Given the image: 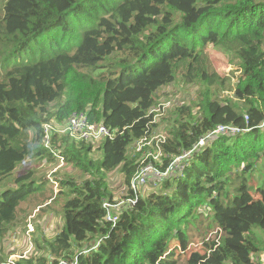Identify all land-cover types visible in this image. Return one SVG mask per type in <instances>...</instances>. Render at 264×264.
Segmentation results:
<instances>
[{
  "label": "trees",
  "instance_id": "1",
  "mask_svg": "<svg viewBox=\"0 0 264 264\" xmlns=\"http://www.w3.org/2000/svg\"><path fill=\"white\" fill-rule=\"evenodd\" d=\"M207 46L240 69L225 87L233 99L218 95L224 79ZM177 74L203 93L195 115L174 108L155 167L164 171L184 152L187 166L162 191L133 192L138 164L128 150L154 127L157 93ZM74 112L116 133L96 148L99 158L68 135L52 133L45 146L44 123ZM220 126L236 133H215ZM28 157L62 158L84 179L60 182L71 192L59 233L36 242L45 256L17 264H179L171 246L189 251V225L204 213L221 237L184 264H262L264 241L230 222L252 212L264 233V0H0V181L9 185L0 192V243L22 202L45 204L46 179L14 174ZM117 170L136 203L112 224L102 203L113 199L107 176Z\"/></svg>",
  "mask_w": 264,
  "mask_h": 264
},
{
  "label": "rangeland",
  "instance_id": "2",
  "mask_svg": "<svg viewBox=\"0 0 264 264\" xmlns=\"http://www.w3.org/2000/svg\"><path fill=\"white\" fill-rule=\"evenodd\" d=\"M210 62L217 73L224 79V85L218 91L221 98L226 96L232 97V90L228 91L225 87H234L241 76V72L236 62L230 55L223 51L215 50L211 46L205 48ZM212 90V89H211ZM210 90V91H211ZM203 93V86L198 83L186 84L180 75L177 74L176 79L169 86L163 87L157 93V101L151 115L152 125L147 134L150 145L146 146L141 151H136V144L129 148L128 155L135 156V163L140 164L143 160L145 164L150 162L151 156L157 152L156 145H159L161 137L167 138L168 130L171 127L172 119L170 118L176 106L190 107L193 115L198 111L199 99ZM72 115V113H71ZM70 115V116H71ZM69 116V117H70ZM69 119V118H68ZM68 119L59 121L56 118L52 119L49 123L45 122L44 125H49L52 128V133L59 136L67 134L62 133L65 129ZM72 141L82 142L75 139ZM149 155V156H147ZM91 156L99 158L100 150L93 148ZM162 162H160L161 164ZM153 166V164H152ZM154 167V166H153ZM157 169L156 167H154ZM158 170V169H157ZM33 171L35 173V181H42L46 179L45 196H39L40 202L45 204L41 207H36L34 197H29L28 201L22 202L18 209V216L15 224L10 230L8 238L0 243V257H2V264H17L19 261H28L31 258L40 259L45 256L44 250L36 246V242L41 239L51 240L62 228V206L70 194V189L60 185L61 181L73 178L74 183H80L84 178L71 165L66 164L60 158H56L48 162L46 159L28 157L23 163H20L14 174L19 175L23 172ZM177 176V175H176ZM175 176V177H176ZM163 183V181L161 182ZM6 181H0V192L6 189ZM254 177L249 181V185L254 187ZM108 189L113 195V198L123 199L126 193V188L123 184V176L120 170L113 172L107 176ZM163 185V184H162ZM161 185V186H162ZM152 185L145 186L140 189L143 195L162 191ZM36 197V195H35ZM49 199H45L48 198ZM30 201V202H29ZM231 225L239 231L245 232L247 229L252 230V233L259 239L264 241V233L256 229V224L259 223V218L252 212H242L239 215L232 216ZM221 230L216 226H210V217L207 213L201 214L194 221V226L189 225V241L187 249L189 251H182L179 247L171 246V250L175 248V254L178 256L179 264H184L189 252L202 253L203 243L210 241H217L221 237ZM262 242V241H261ZM264 244V242H262ZM93 241L89 246H93Z\"/></svg>",
  "mask_w": 264,
  "mask_h": 264
},
{
  "label": "built area",
  "instance_id": "3",
  "mask_svg": "<svg viewBox=\"0 0 264 264\" xmlns=\"http://www.w3.org/2000/svg\"><path fill=\"white\" fill-rule=\"evenodd\" d=\"M153 109L149 112V114H151ZM149 125H152V120L150 121ZM51 132L52 128L49 125H44L43 133L45 135L44 144L46 147L50 145ZM61 132L67 134L72 139L85 142L86 144L91 145L93 148H97L99 144L104 140H113L116 136V133L114 131L106 128L105 126L101 124L90 123L86 115L82 112L72 113L67 121L65 129ZM149 132L150 128L149 126H147L145 134L136 143L135 147L137 152L150 145V141L148 140L147 136ZM215 133L234 134L236 133V130L220 126L215 130ZM165 140V137H161V139L159 140V145H156L157 152L154 156H151L150 162L145 164L146 160H143L141 163V168L140 164H138V168L129 183V190L137 192L140 191V189H142L143 187L149 185L159 188L162 181L173 178L177 174L183 172V169L187 166V160L189 159L190 153L184 152L182 155L176 157L171 165L167 166L164 171H159L154 168L155 164L160 161V157L162 154L161 145L164 144ZM204 143V140H200L198 146H203ZM61 160L63 159L61 158ZM152 164L154 167L152 166ZM135 203L136 199L128 197L127 193L124 194L123 199L113 198L112 200H104L102 203V208L106 211L105 220L108 223L115 224L118 220L119 213L126 209L133 208L135 206ZM260 261L262 264H264V253L260 255ZM58 264L76 263L60 261Z\"/></svg>",
  "mask_w": 264,
  "mask_h": 264
},
{
  "label": "crops",
  "instance_id": "4",
  "mask_svg": "<svg viewBox=\"0 0 264 264\" xmlns=\"http://www.w3.org/2000/svg\"><path fill=\"white\" fill-rule=\"evenodd\" d=\"M110 175V174H109Z\"/></svg>",
  "mask_w": 264,
  "mask_h": 264
}]
</instances>
